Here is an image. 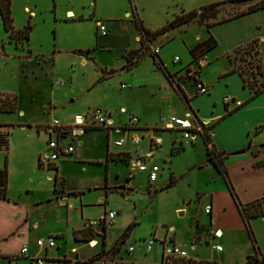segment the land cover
I'll return each instance as SVG.
<instances>
[{
    "label": "rangeland",
    "instance_id": "rangeland-1",
    "mask_svg": "<svg viewBox=\"0 0 264 264\" xmlns=\"http://www.w3.org/2000/svg\"><path fill=\"white\" fill-rule=\"evenodd\" d=\"M127 1L11 0L10 8L14 27L22 28L29 25L30 33L27 44H23V42L16 44L14 40L7 37L0 16V102L11 100L14 95L17 98L15 111H0V133L3 134L1 136L3 139H1L7 138L8 141L7 149H0V168L4 166L5 156L8 162L7 166H9V160L11 159L12 162L18 152L29 154L35 151L34 148H39L41 149V158L50 153L47 145V129L53 127V119H57L61 125H66L73 122L74 115L81 114L84 117H91L93 110L99 108L104 114L110 112V118L112 117L116 121L117 116L124 113L120 110L121 105L128 108L124 114L125 123H128L130 114L135 116L131 112L133 109L136 110V113L141 112L142 114L145 112L144 109L149 110L147 118L159 126H161L160 116L172 115L169 110L175 112L179 117H186L184 112L187 106L180 92L174 89L171 92L166 91L168 95L163 92L162 88L165 85H161V83H163L164 73L161 69H156L157 66L152 64L150 57L145 56L149 51L148 47L142 45L136 49L139 52L134 60H141L136 66L127 68L124 46L129 42L127 36L121 33L105 36L99 34L100 30L98 29L99 36L95 41V19L90 16L92 10H95V14L101 18L110 11L124 17L125 5L123 4ZM67 9L73 10L77 16L83 13L85 18L71 19L65 15ZM236 9L228 8L223 13H232ZM181 27H183L181 35L173 33L175 34L173 36L171 33V36L166 35L162 39L161 34H157L155 38L159 42L163 40L161 51H163L165 61L170 68L187 64L190 55L184 44H198L196 37L206 34L204 25L190 24L187 27L182 25L179 28ZM107 30L113 33V29L111 31L110 27ZM106 40L110 42L107 43ZM244 50L230 55L231 57L235 56L232 59L235 67L250 79L249 72L256 56L246 54ZM207 53L210 58L207 65L201 64L195 67V64H188V70L182 69L180 75L171 73L174 82L171 84L176 85L177 89L182 88L180 84H183L186 94L192 96L195 93V89L191 85L193 75H199L201 79H206V82L216 83L218 80L216 72L220 68L228 67L226 54L222 53L219 48H213ZM127 54L130 55L131 52L129 51ZM174 57L180 59L175 62L173 61ZM200 58L201 56L197 60ZM169 67H167L168 70ZM229 78L234 79V76ZM123 84L125 87H121ZM228 85L232 87V84ZM216 86L221 91H226L223 85ZM242 88L250 92L247 87L242 86ZM233 89L236 92L241 90L236 80ZM208 93L198 94L192 101L195 104L201 106L206 104L207 106L209 105L207 103ZM230 105L229 102L228 106ZM77 116L79 118V115ZM224 121L222 120L220 123L222 124ZM80 122L81 120H77V123ZM97 127L101 130L89 133L81 132L74 135L73 139L70 136L64 139V141H73L74 152L64 160L61 158L56 161V165L59 166V169L61 168L60 174L64 178L63 185L58 184L57 186H60L65 192L98 186V189L88 191L83 196L84 202L88 204L83 207L86 208L83 210L86 218L97 217L104 208L106 211L116 212L114 222L106 225L105 246L109 253H104L105 257L109 258L110 254L114 253L122 256L124 260L133 259L139 263H160L163 244L165 246L176 245L187 253L206 254L209 251V246H205L204 243L201 247L197 245L194 249L191 247V241L199 243L194 241L195 238H190L192 227L196 221L194 217L192 218V214L196 208L200 207L203 212L204 206V202L198 203L196 193L204 192L207 195L215 191L224 192L226 194H221V201L225 205L228 192L224 179L208 161L201 137L197 136L193 141L194 144L191 145L190 140L183 138V135L184 142L178 141L182 132L159 131L162 144L156 148L152 147V157H145L146 161L151 159L150 163L159 167L157 180L150 182L147 172L137 171L136 168H132V171L130 164L106 161L105 159L107 145L111 153L123 151L128 147L132 149L133 162L139 156L138 153L142 154L149 150L150 136L148 133H141L140 130H136L137 133H126L124 128L114 130L113 126L109 130L102 126ZM174 135L177 140L173 145L175 152L171 153L170 139ZM133 137L139 139L134 142L132 141ZM120 138L124 140V144L120 147L114 146L113 141ZM53 139L56 140V136L53 135ZM143 158L141 157V159ZM199 162L205 163L199 166L197 164ZM32 163H34L33 160ZM43 164L41 172L35 173V175L30 173L31 167L28 166V163L23 172H13L7 183L9 196L19 202L21 199L23 200L22 194H19L25 189L24 183L28 174L35 176L34 179L42 181L41 184H46L45 179L48 180L47 176L51 175L52 179L48 184L52 186V172L47 169L45 163ZM35 166L37 167V164ZM192 166L194 168H191ZM46 190L48 188H41V197L45 198L49 193L51 194V190ZM54 191L55 195L59 194L58 190ZM34 193L31 191L25 193V196ZM70 201L73 202L70 211L71 225L75 222L81 223L79 200L72 197ZM3 210L5 215L8 214L7 209ZM204 216L208 217L206 214ZM52 225L53 227L62 226L57 222H52ZM127 227H129V233L125 241L121 243L119 239ZM229 233L233 243L237 244L240 254L246 251L249 253V249L251 251V242L243 226L241 228L230 220ZM206 235L204 231L198 239L201 240ZM10 238L11 236L0 242L2 251H15L21 248V242H17L16 239L7 242ZM35 241L34 238L28 239L26 247L29 249V246L33 245L36 251ZM149 241H152L151 249L145 251ZM216 241H219L220 244L223 243L226 250L220 253L213 252L221 261L227 263V259H230L234 254L230 247L232 243H226L225 235ZM56 242L59 244L60 251L72 255L74 252H70V247L83 244L67 237L65 241L63 238H56ZM118 246H120L119 250H117ZM129 246L135 248L133 252H128ZM55 249L56 247L50 251ZM84 249L86 247L79 250L83 252ZM186 258L191 257L187 256ZM235 259L240 261L239 256H236ZM7 263V258L0 256V264ZM17 264H28V258L26 256L19 257Z\"/></svg>",
    "mask_w": 264,
    "mask_h": 264
},
{
    "label": "crops",
    "instance_id": "crops-1",
    "mask_svg": "<svg viewBox=\"0 0 264 264\" xmlns=\"http://www.w3.org/2000/svg\"><path fill=\"white\" fill-rule=\"evenodd\" d=\"M217 1L220 0H128L123 4L125 5V8L123 10L124 17H121L120 15L119 16L115 15L114 13H112V11H110L107 12L105 17L102 16L103 18H101L100 16L95 14V10H92L90 16L95 19L94 20L96 25L95 41L98 38L97 36H99L98 35L99 24L102 25L105 24L103 25L105 28L103 35L106 36L107 34H112L111 36H114L115 33H121L124 34V36L128 37V41H129L128 45L126 44L124 45L126 52L125 56L128 55L127 53L129 51L139 49L140 46L144 45L149 49V51L146 52L147 55L145 56L150 57L152 64L156 66L155 62L159 63L160 61L159 64L162 67L165 66V68L167 69V67L169 66L165 61L163 51H161L163 40L159 42L157 39H155L157 34L154 35L151 34L154 33L156 30H158L159 28H161L162 26L167 25V23L173 20L176 15H179L193 8H199L204 4L217 2ZM26 8L27 7L25 6L24 9L26 10ZM66 12L67 13L65 15H68V17H70L71 19L85 18L83 13H80L77 16L73 10L70 11V9H67ZM108 27H110L111 31L113 29L112 31L113 33H110V31L107 30ZM204 27L206 28V34L197 36L196 38L198 42H201L209 34H211L217 41V45L214 48H219L220 51L224 54L230 52L234 47L242 46L247 42L255 39L257 44L256 47L260 56V63L262 66L263 79H264V7L228 19L224 22L213 24L210 27H206L205 25ZM182 29H183L182 27L169 28L164 33H161L160 37L163 39L164 37H166V35H170L171 33L181 35L183 31ZM146 30L149 32V34L146 33ZM99 34L102 35L100 31ZM175 34H173V36ZM107 40L105 42H107ZM109 42L110 41H108L107 43ZM191 44L193 43L190 44L188 43L184 45L186 46V48L189 49L195 46V44L197 43L193 45ZM153 48H157V53L153 52ZM175 58L176 57L173 58V61L175 62H177L180 59L177 58V60H175ZM140 60L141 59H139V61ZM209 60L210 58L208 53L207 52L203 53L201 55V58L198 60V66L201 64L207 65L209 63ZM188 61L189 62L187 64L185 63L181 67H173V68L169 67V70L168 69L167 70L169 73H176L180 75L182 69L186 71L188 70L189 68L188 64H191L192 62L191 56L188 57ZM125 65H127V61ZM156 69H158V67H156ZM228 70H229V65L227 68L226 67L220 68L216 72L218 79L216 80V83L212 81L206 82V79H201L199 75H195V78H197L200 82L204 83L208 88L207 92H209L208 93L209 98H207L208 99L207 103H209V105L207 106L206 104L204 106H201L200 104L199 105L195 104L194 101L192 100L196 96L193 94L192 96L186 94L185 89H183L184 85L180 84L182 87L181 89H183L182 91L186 95V98H188V100L185 101L184 97H182L187 106V109L185 108L186 111L184 113L191 114V116L199 124L206 122L208 124L207 129L211 137L212 144L215 146V148L218 151H221L225 154L224 164L226 168V175L224 176L220 174L217 170L216 171L224 179L226 183V188H227V182L229 183L232 192L234 194V198H233L227 188V192L229 195L227 194L226 196L227 202H225L226 204L223 205V202L221 201V197H222L221 194H226L224 192L215 191L214 193L211 192L208 193L207 195L204 192L196 193L198 203L204 202V205L206 204L211 205V212L208 215V217L204 216L201 207L196 208L194 213L192 214V218L194 217L195 220L198 221V223L204 227L203 230L200 231V233L197 235L198 237L201 236V233L204 232L206 227L210 225L212 229L214 228L213 230H217L221 233V236H219L218 238L216 237L214 239V243L220 245L222 249L220 251H217L215 249L208 247L204 243V245L209 248V251L206 254L198 255L194 253H187V256L197 260L201 258L206 260H212L218 262L219 264H244L245 257L253 253L252 250L254 247H256L259 253L264 257V214L252 216L247 219L249 230L252 232V236H253V241L249 238L252 247L251 251L249 249V253H246L247 251L242 252V254L239 253L238 250L239 248L237 244L233 243L232 236L229 233V226H230V220H232L241 228L243 226L244 229L246 230L243 219L238 210L239 204L244 205L264 196L263 195L264 194V146L259 147L261 144H264V93H260L252 96L251 92L242 88V85L240 84L241 82L239 75L236 72L227 73ZM230 76H234V79L229 78ZM219 80L220 82H218ZM235 80L237 81V84L241 89L240 92L238 91L236 92L233 89ZM172 84L168 81V78H166L164 75L163 83H161V85H165V87L162 89L166 95H168L166 91L171 92L172 89H174L175 91L178 90L177 88H175L176 85L173 86ZM228 84H232V87L231 85ZM216 85H223L226 91L225 90L221 91L220 88H218ZM225 96L230 98L229 101L231 104L230 106H228L229 102L226 103L224 101ZM127 109L128 108L124 105L120 106V110H123L124 113L122 115H118L116 121L114 118L112 117L110 118L111 116L110 112H106V113L108 115V119L112 121L111 126H113L112 129L114 130L124 128L126 133H130V132L137 133L136 130L142 131L141 133L144 132L148 133V135L150 136L151 148L149 147V150L142 154L138 153L139 156L137 158L144 157L143 159H145V155H148L147 157L149 156L152 157L151 156L152 155L151 152H153L152 147L156 148L157 146H160L162 144V139L161 137H159V131L167 130L171 133L181 132L180 128L178 127H175L173 129H165L162 125L159 126L156 123H152L147 118L149 110H145V109H144L145 112L143 114L141 112L136 113L135 109L131 110V112L135 114V116L138 118V121L134 125L130 126L129 116H128V123H125L124 121V114ZM169 111L171 112V114L177 116V114L175 112H172V110ZM77 115H79V118L77 120L82 121L81 117L84 116H82L81 114H76L74 116ZM222 120L225 121L221 124L220 122ZM91 122H92L91 117L85 116L83 123L84 125L81 127V129L83 130L81 132L89 133L91 131H94L91 130L88 132H84L86 128L92 126ZM70 124H73V122H71ZM111 126L110 127L102 126V127L109 130ZM76 132L77 134L81 133L78 130ZM154 138H160L161 140L160 144H158L157 146L152 144V140ZM175 138L176 135H174L173 137L171 136L170 139L171 153L175 152L173 150V145L175 144L174 141L177 140ZM178 141L184 142L182 138V133H181V138ZM34 150L35 151L29 154H27V152L26 153L18 152V154H16L14 159H12V162L11 159L9 160V166H7V183H8V178L10 179V176L13 174V172L15 171L23 172L24 168L27 167V163L29 164L28 166L31 167L30 173H33L35 175V173L41 172V166L44 165L40 163L41 149L34 148ZM107 151L111 152L108 149V145L106 147L105 155ZM135 151L137 150L135 149ZM122 152H128L131 158L130 160L131 161L133 160L132 149L127 147ZM65 158L66 157L62 159L64 160ZM32 160L34 161V163H32ZM150 160L151 159H149V161L147 162L150 163ZM35 161H37V163H35ZM202 163L205 162H199L197 164L201 166ZM36 164L37 167L35 166ZM194 166H192L191 168H194ZM46 167L47 169H49L50 172H52L51 173L53 176L52 186L48 184L50 183V179H52L51 175L47 176L48 180L45 179L46 184L43 183L41 184L42 181L40 182V180L38 181L34 179L35 176H31L28 174V176L26 175L27 179L24 183L25 189L23 192H20L19 194V195L22 194L21 197L23 198V200L21 199L20 202L14 200L13 197L9 196L8 190H7L6 201L3 199L0 200V242L6 240L8 237L11 236V238L7 242H11L16 239L17 242L18 241L21 242L20 246L22 248L23 246L28 245L27 244L28 239L34 238L35 240H37V239H45L48 237H52L54 241V246L38 248L36 246V241H35V246L37 247V250L35 251L34 246L30 245L29 249L27 248L28 250L25 254H22L20 252L21 248L15 251L12 250L2 251L0 249V252H2L0 253V256L7 258V262H8L7 264H17V259L21 256H26L28 258V264H30V257H34V256L42 257L43 264H75L76 261H86L89 259L92 260L91 264H152L145 262L139 263V261H135L133 259L124 260L122 256L115 255L114 253L110 254L109 258H106L104 253H109V251L106 249L105 246L106 228L103 232L104 238H102V235H99V232L102 233V229L98 227L93 229L90 228L88 229L86 227V222L93 218H86L87 216L83 214V210L86 209V208L84 209L83 207L88 206V204L84 202L83 199L84 194L88 191L98 189V186L94 185L80 190H68L67 192H65L62 190L60 186H57L58 184H60L59 182H62V184L60 185H63L64 183V178L60 174L61 168L59 169V166L56 165V162L55 164H52V166H46ZM212 175L213 173L211 172V176ZM19 186L21 187L23 185H19ZM43 187L48 188V190L46 191L51 190V194L49 193L48 196L45 198L41 197V188ZM55 189L58 190L59 193L58 195L57 194L55 195L53 193ZM31 191H34L35 193L25 196V193ZM72 197L78 198L79 200L81 223L75 222L71 225L70 211L72 209L71 203L73 202H71L70 200ZM3 209H7L8 214L5 215V211ZM108 211H112V210H108ZM104 212H107L106 208H104L102 213ZM52 222L61 223L62 226L53 227ZM68 227L70 228L68 229ZM86 230L89 231L90 233H88ZM260 230L261 232H259ZM76 231H80L79 233H77V237H75ZM224 235L226 236V243L227 244L232 243L230 244V247L231 250H233L232 252L234 253L233 256L230 257V259H227L228 260L227 263L221 261V259L215 256V252L220 253V252H225L226 250L223 243H221L222 244L221 245L219 241H216V239L219 240ZM66 237L69 239H73L75 242L83 243L82 245L79 246L73 245L70 247L69 250L72 253L74 252L73 253L74 255H72L71 253L68 254L65 251L64 252L60 251V247L59 244L56 242V238H63L65 241ZM198 237L195 238V229L193 226L190 238L191 239L195 238L194 241L199 242V243H193L191 241V247L193 249L195 245L201 247V245L204 242V239L199 240ZM92 240L96 241L95 246L88 245V243H91L92 245L93 243ZM54 247H56V249L50 251V249ZM84 247H86V249H84V251L81 252L79 249ZM117 248H118L117 250H119L120 246H118ZM138 248H140V246H138ZM161 248L163 249V247ZM236 256L240 257V261H238V259H235ZM227 257L229 258V256ZM161 258H162V254H160V263H161ZM160 263H155V264H160Z\"/></svg>",
    "mask_w": 264,
    "mask_h": 264
},
{
    "label": "trees",
    "instance_id": "trees-1",
    "mask_svg": "<svg viewBox=\"0 0 264 264\" xmlns=\"http://www.w3.org/2000/svg\"><path fill=\"white\" fill-rule=\"evenodd\" d=\"M11 0H0V16L2 20V25L4 30L7 33V37L10 40H14L15 43H21L27 44V41L29 40V33H30V26L25 25L22 28H15L13 24V17L11 15ZM240 6V8H239ZM264 7V0H220L217 2H212L208 4H204L200 6L199 8H193L186 12H183L179 15H176L173 20L167 23V25L162 26L158 30H156L154 34H161L164 33L166 30L172 27H180L185 26L187 27L190 24H200L205 25L206 27H210L213 24L224 22L228 19L252 12L254 10H257L259 8ZM228 8H237L232 13H226L224 14L226 9ZM139 26V25H138ZM140 27V26H139ZM183 28V27H182ZM146 33L149 34V32L146 30ZM217 45L216 39L209 34L204 40L196 44L195 46L188 49L189 54L191 56V63L195 64V66L198 67V60L197 58L201 56L203 53L211 50ZM257 44L256 40H251L247 42L246 44L242 46L234 47L230 52L226 53V61L229 65V70L227 73L236 72L240 77L241 85L244 87H247L251 95H257L260 93H264V79H263V72H262V66L260 63V56L257 50ZM246 49V50H244ZM244 50L246 54H254V63L251 66V70L249 72L250 79L246 78L241 70L237 69L234 65V62L232 59H234L235 56L231 57V53H237L238 51ZM130 55H126V61H127V68H130L132 66H135L138 63V59L134 60L135 57H137L139 50H131ZM134 54V55H133ZM160 63V61H159ZM159 63H156V66L161 69L165 75L166 78H168V81L170 83H174L172 79V74L169 73L165 67H162ZM199 81L194 76L192 77L191 85H193V88L195 89V83ZM178 91L181 94V97H184V100L187 101L188 98H186V95L181 90V88L178 89ZM195 96L198 95V93H194ZM17 98L16 95L13 96L11 100H4L0 102V111L1 112H13L15 111L17 105ZM237 107V106H235ZM98 129L97 126H90L84 130V132H88L91 130ZM3 134L0 133V149L3 148L4 150L7 149V138L5 140H2L1 137ZM2 138V139H1ZM201 139L205 145L206 153L208 155V161L213 164V166L216 168V170L222 174L226 175V168L224 164L225 154L221 151H218L215 146L211 142V137L208 133L207 127H203V131L201 132ZM190 144L193 145L194 142L190 141ZM3 146V147H1ZM264 146V144H261L259 147ZM71 155V154H70ZM106 161H118L125 164H130V155L128 152H122L119 151L117 153H111L107 151L105 155ZM40 164V163H39ZM57 184V183H55ZM62 184V182H60ZM227 188L232 197L234 198V194L232 192L231 186L227 182ZM0 199L6 200L7 199V161L6 156L4 159V166L0 168ZM239 213L243 219L244 225L246 227L247 234L249 238L253 241V236L251 234V231L249 230L247 219L252 216L257 215H263L264 214V198H259L257 200H254L252 202H249L244 205L238 206ZM106 226L102 227V238H104V230ZM203 226H201L198 221L194 222V229H195V238L198 237L197 234L200 233V231L203 230ZM89 229V228H88ZM87 231V230H86ZM80 231L75 232V237H77V233ZM83 232V231H82ZM90 233L89 231H87ZM129 233V227L125 229V231L121 234V237L119 241L122 243L125 241V238L127 237ZM172 259V258H171ZM168 260L167 263L164 264H219L216 261L212 260H206V259H193V258H173L172 260ZM91 259L86 261H76L75 264H91ZM161 262H164L163 257L161 258ZM244 264H264L263 262V256L259 253V251L256 249V247L253 248V253L250 255H247L245 257Z\"/></svg>",
    "mask_w": 264,
    "mask_h": 264
},
{
    "label": "built area",
    "instance_id": "built-area-1",
    "mask_svg": "<svg viewBox=\"0 0 264 264\" xmlns=\"http://www.w3.org/2000/svg\"><path fill=\"white\" fill-rule=\"evenodd\" d=\"M104 26L102 24H99V30L102 34H104ZM154 53H157V48L153 50ZM177 60V57L175 58ZM195 77V75H193ZM192 76V77H193ZM121 87H125L124 85H121ZM207 86L197 81L195 83V91L198 94L207 93ZM224 101L227 103L230 101V98L227 96L224 97ZM123 111V110H121ZM77 116H74L73 124H66L61 125L57 119H53L52 125L53 127H50L47 129L48 132V149L50 150V153L45 154L43 158L40 157V163H45L46 166H52V164H55V162L61 158L67 157L70 154H72L74 150V146L72 141H64V139L68 136L72 137L77 135V130L81 132L83 129L81 127L84 125V117L82 118V121L80 123H77ZM91 125L92 126H103V127H110L112 125V121L108 119L107 113L104 114L99 108H96L93 110L91 115ZM138 121V118L132 114L129 115V122L130 126L134 125ZM159 123L165 128V129H173L175 127L180 128L183 138H188L190 141H194L198 135L201 136V132L203 131V127H207L208 124L206 122H203L201 124L197 123L195 119L191 116V114L186 113V117H177L175 115H170L168 117L166 116H160ZM76 130V131H75ZM53 135L56 136V140L53 139ZM139 138H134V142H136ZM161 140L160 138H154L152 140V144L157 146L160 144ZM124 144L123 139H116L113 141V145L116 147H120ZM146 155L145 157H147ZM45 161H44V160ZM131 170L132 168H136L137 171H145L147 172V177L150 182H154L159 174V167L155 164L148 163L145 159L137 158L133 162H130ZM133 171V170H132ZM131 171V173H132ZM264 198V197H263ZM203 212L207 216L211 212V205L206 204L203 206ZM116 212L115 211H107L99 215L97 218L90 219L86 222V227L93 229V228H100L102 229L103 226L109 225L113 222ZM206 236L203 238L204 242L207 246H209L212 249H215L217 251H220L222 247L216 243H214V239L219 236H221V233L217 230H213L212 227L209 225L205 229ZM99 235H102V233L99 232ZM94 245H91V243H88L89 246H95L96 241L92 240ZM151 243L152 241H149L145 251H149L151 249ZM36 246L38 248L42 247H52L54 246V241L52 237H48L45 239H37L36 240ZM134 248L129 247L128 251H133ZM27 247L23 246L20 249V252L22 254H25L27 252ZM162 257L164 259V262L160 264H164L170 258L176 257H187V252L183 249H180V247L173 245V246H165L163 244L162 249ZM30 264H43V258L40 256H34L30 257Z\"/></svg>",
    "mask_w": 264,
    "mask_h": 264
},
{
    "label": "bare ground",
    "instance_id": "bare-ground-1",
    "mask_svg": "<svg viewBox=\"0 0 264 264\" xmlns=\"http://www.w3.org/2000/svg\"><path fill=\"white\" fill-rule=\"evenodd\" d=\"M94 243H92V245H93Z\"/></svg>",
    "mask_w": 264,
    "mask_h": 264
}]
</instances>
